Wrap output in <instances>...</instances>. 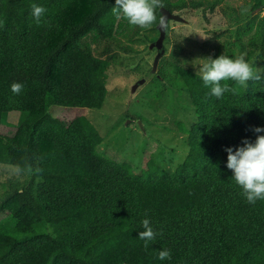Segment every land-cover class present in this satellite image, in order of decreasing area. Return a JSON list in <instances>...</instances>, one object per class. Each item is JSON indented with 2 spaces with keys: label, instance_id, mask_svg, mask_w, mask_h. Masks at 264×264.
I'll return each instance as SVG.
<instances>
[{
  "label": "trees",
  "instance_id": "trees-1",
  "mask_svg": "<svg viewBox=\"0 0 264 264\" xmlns=\"http://www.w3.org/2000/svg\"><path fill=\"white\" fill-rule=\"evenodd\" d=\"M163 2L172 13L207 15L222 0ZM33 4L47 9L40 26ZM114 4L0 0V128L6 113H22L0 131V164L29 179L0 194V264H264V200L246 201L225 151L264 135L252 130L264 128V78L247 88L233 84L237 91L218 99L201 73L160 58L156 80L187 89L197 120L180 123L189 145L184 161L149 176L104 154L103 136L86 116L51 111L100 109L118 50L138 53V44L158 38V24L144 30L116 19ZM263 7L264 0L225 7L235 33H217L211 58L243 56L264 72V17L253 14ZM13 83L23 85L19 95ZM144 219L157 233L147 249L139 238ZM162 250L171 258L160 260Z\"/></svg>",
  "mask_w": 264,
  "mask_h": 264
},
{
  "label": "rangeland",
  "instance_id": "rangeland-1",
  "mask_svg": "<svg viewBox=\"0 0 264 264\" xmlns=\"http://www.w3.org/2000/svg\"><path fill=\"white\" fill-rule=\"evenodd\" d=\"M248 1L222 0L215 12L207 15L202 9L181 13L184 20L170 22L169 41L165 38L161 53L149 41L138 44V53L118 50L120 61L109 71L107 97L100 109L52 106L51 111L66 118H89L103 136L102 152L131 164L137 174L149 176L161 169L174 171L189 151L186 135L180 134V123L190 127L197 115L187 89L156 80L159 60L163 57L167 65L172 61L201 73L200 68L211 58L219 41L217 33L223 32L222 39L235 33L223 9ZM253 14L258 19L264 17V7ZM21 117L19 111L6 113L0 131L17 124ZM28 180L15 167L0 164V194L6 190L12 194ZM145 263L142 259L138 264Z\"/></svg>",
  "mask_w": 264,
  "mask_h": 264
},
{
  "label": "clouds",
  "instance_id": "clouds-1",
  "mask_svg": "<svg viewBox=\"0 0 264 264\" xmlns=\"http://www.w3.org/2000/svg\"><path fill=\"white\" fill-rule=\"evenodd\" d=\"M32 16L37 26H40L42 17L47 9L33 4ZM163 0H115L112 13L116 19H125L135 27L144 30L151 29L154 25H159L163 30L167 29V19L165 15L157 16V9H164ZM249 11L247 7L241 9V14ZM201 78L205 86L211 87V94L218 99L227 92L235 93L237 87L247 88L249 81H260L264 78V72L254 67L243 56L239 58H229L225 55L212 59L204 63L200 68ZM229 82H232L231 84ZM23 89L20 83H13L11 90L19 95ZM254 133L264 132V128L255 127ZM227 152L226 167L232 171L235 183L242 189V194L249 204L255 205L258 200H264V135H257L254 142L244 139L241 146L233 149L225 148ZM29 171H32L29 168ZM41 170L37 168L36 173ZM144 231L139 232V238L143 240L144 248L149 247V242L156 239L157 233L150 226L148 219L142 221ZM160 260L170 259L168 250L159 252Z\"/></svg>",
  "mask_w": 264,
  "mask_h": 264
},
{
  "label": "water",
  "instance_id": "water-1",
  "mask_svg": "<svg viewBox=\"0 0 264 264\" xmlns=\"http://www.w3.org/2000/svg\"><path fill=\"white\" fill-rule=\"evenodd\" d=\"M161 14L165 15L166 19H167V24L170 20H175V21H183L184 18L176 13H172L168 8H164L160 10ZM157 28L159 30V36L156 39V41L152 44V46H155L159 52L161 53L163 50V46H164V40L166 38L167 35V29L163 30L159 27V25H157Z\"/></svg>",
  "mask_w": 264,
  "mask_h": 264
}]
</instances>
